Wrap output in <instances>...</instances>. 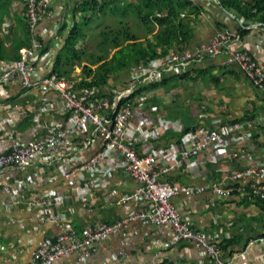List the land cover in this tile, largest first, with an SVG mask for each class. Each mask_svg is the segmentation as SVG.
I'll use <instances>...</instances> for the list:
<instances>
[{
	"label": "crops",
	"instance_id": "crops-1",
	"mask_svg": "<svg viewBox=\"0 0 264 264\" xmlns=\"http://www.w3.org/2000/svg\"><path fill=\"white\" fill-rule=\"evenodd\" d=\"M75 3L76 0H54L51 12L43 16L38 27L32 30L29 25V37L24 0H0V70L7 62L19 61L24 51L39 49L41 74L54 75L56 58L73 26V9L78 5ZM200 3L201 13L186 51L195 52L202 44L225 31L238 37L237 47L245 45L264 65V55L257 52L259 38L264 39V30L253 28L241 36L238 31L242 23L232 16L230 10L203 0ZM62 16L65 17L62 25L67 29L65 33H61L62 27L57 28ZM225 60L223 54H214L192 61L179 71L166 70L164 79L162 76L164 83L151 90L157 111L159 107L165 112V115H160L162 119L166 118L163 120L166 130L162 132L167 133V140L171 138L172 142L168 143L183 142V146L189 147L184 138L178 137L180 131L175 126L176 121L198 135H202V128L214 130L223 123L241 124L240 132L231 140L223 158L217 163H202L201 174H194L195 169L191 167L174 173L167 180L175 187L209 189L223 186V180L225 182L234 171L264 167V124L257 120L264 116V94L246 79L238 64H226ZM144 67L124 70L113 79L114 85L126 84ZM70 81L87 88L82 87L79 79ZM8 90L9 99H0V119H14L16 129L26 133L31 126L26 110L37 100H42L45 94L36 89L23 90L19 82L11 83ZM7 142L6 136L0 134V144ZM160 142L158 146L161 148L168 144L167 141ZM76 143L79 145V141ZM93 150H100L98 143H94ZM146 150L141 146L140 151ZM211 151H206L205 159ZM237 151L239 156L234 154ZM14 182H18L20 187L12 195L4 192L2 187L0 189V264H31L33 253L41 243L59 235L55 224L39 221V210L28 209L26 203L34 193L55 192L66 197L62 214L79 233L98 219L113 224L134 211L143 210L140 202L122 201L125 195L133 193L137 184L121 172L109 180L107 188H101L87 200L79 199L58 173L41 166H33L26 173L8 169L4 185L11 186ZM253 183L254 180L248 179L235 187ZM18 199L20 203H16ZM259 201L237 190L230 197L204 190L190 198L182 195L174 199L173 204L193 230L215 238L220 247L229 245L228 251H222L231 264H264V207ZM172 237L173 233L163 227L134 223L125 232L116 233L101 242L97 252L86 263H80L78 255H73L55 264H217L216 260L189 244L163 249L162 244Z\"/></svg>",
	"mask_w": 264,
	"mask_h": 264
},
{
	"label": "built area",
	"instance_id": "built-area-1",
	"mask_svg": "<svg viewBox=\"0 0 264 264\" xmlns=\"http://www.w3.org/2000/svg\"><path fill=\"white\" fill-rule=\"evenodd\" d=\"M83 1L76 0L75 4ZM211 2L222 6L219 0ZM24 3L29 25L35 30L43 16L51 12L54 0H24ZM232 16L242 22V18ZM64 21L65 17L62 16L58 30ZM258 26L255 24L253 28ZM237 39L223 31L195 52L171 53L165 58L151 60L141 73L136 72L126 82V87L116 86L112 90L80 88L77 83L57 74L42 75L38 68L41 57L39 49L26 50L19 61L7 62L3 66L0 70L1 101L9 99L8 88L13 82H19L26 91H42L45 96L28 106L26 118L30 119L31 126L26 133L16 129L14 119H0V134H4L8 140L6 144H0V189L2 187L4 192L12 195L20 187L18 182L11 186L4 185V175L8 169L26 173L33 166H41L58 173L79 199L87 200L101 188H107L109 180L121 172L137 184L133 193L125 195L122 201L140 202L143 207V210L134 211L113 224L98 219L79 233L62 214L66 197L55 192L34 193L26 203L28 209L39 210V221L55 224L59 235L41 243L33 253L31 264H55L73 255H78L80 263H86L97 252L101 242L109 240L116 233L125 232L134 223L171 231L172 240L162 244L165 250L175 245L189 244L216 260L217 264H231L215 238L193 230L182 219L173 200L182 195L190 198L204 190L230 197L237 190L264 201V167L234 171L225 182L223 180V186L212 185L209 189L175 187L162 179L184 165L195 169L194 174H201L202 163H217L226 155L228 145L241 130V124L223 123L214 130L202 128V135L189 132L185 136V143L189 147L180 148L173 144L167 151L150 154L148 150L151 147H146L142 141L156 138L162 130H166L163 119L148 115L141 106H124L121 102L129 98L136 88L159 82L166 70L179 71L192 61L214 54L226 56V64H238L246 79L264 94V65L245 45L237 47ZM257 52L264 55V39L259 40ZM257 120L264 124V117ZM175 126L177 129L183 128L179 121ZM76 141H79V145ZM95 142L100 146L99 151H91ZM140 143L148 152L140 151ZM207 150L212 151L205 159ZM234 154L239 156L240 153L237 151ZM248 179L255 183L235 187ZM20 202V199L16 201Z\"/></svg>",
	"mask_w": 264,
	"mask_h": 264
},
{
	"label": "trees",
	"instance_id": "trees-1",
	"mask_svg": "<svg viewBox=\"0 0 264 264\" xmlns=\"http://www.w3.org/2000/svg\"><path fill=\"white\" fill-rule=\"evenodd\" d=\"M200 1L85 0L78 3L73 9V26L56 58L53 73L73 81L79 79L82 87L112 90L116 87L113 79L124 70L138 69L151 60L186 51L201 13ZM219 1L227 11L230 10L242 18V26L238 31L241 36L242 33L251 32L253 27H247L252 24H258L257 28L264 30V0ZM27 12L26 7V30L30 37ZM66 31L63 26L61 33ZM77 69L81 72L77 73ZM164 81L161 79L159 82L136 88L129 98L121 102L122 105L136 104L148 115L154 114L155 119H162L160 114L165 115V112L159 107L157 111V104L150 93L151 90L158 89ZM126 85L127 83L122 86ZM177 130L180 131L178 137L184 140L186 134L193 132L187 128ZM166 135V132H160L156 138L142 142L146 143V147H151L150 154L159 150L167 151L173 143L171 138L167 140ZM160 141L171 142L161 148L158 146ZM176 145L182 148L184 144L178 142ZM141 146L144 144L140 143L139 147ZM185 169L187 170V165L176 172ZM171 175L162 180L170 183L167 179ZM259 202L264 207V201ZM228 247L229 245H221L223 251H228Z\"/></svg>",
	"mask_w": 264,
	"mask_h": 264
},
{
	"label": "rangeland",
	"instance_id": "rangeland-1",
	"mask_svg": "<svg viewBox=\"0 0 264 264\" xmlns=\"http://www.w3.org/2000/svg\"><path fill=\"white\" fill-rule=\"evenodd\" d=\"M202 1V0H201ZM204 2H209V3H212L211 2V0H203ZM233 15H236V14H234V12H231ZM253 25H255V24H252L251 26H249V27H253ZM261 38H259V40H260ZM259 40H258V42H259ZM81 72V70H77V73H80ZM261 117H264V116H261ZM260 123H262L263 124V122L261 121V120H258Z\"/></svg>",
	"mask_w": 264,
	"mask_h": 264
}]
</instances>
